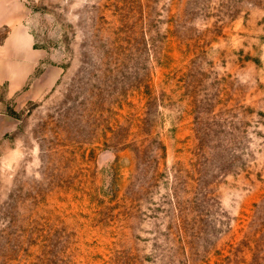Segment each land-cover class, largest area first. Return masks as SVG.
Returning a JSON list of instances; mask_svg holds the SVG:
<instances>
[{"label":"rangeland","instance_id":"1","mask_svg":"<svg viewBox=\"0 0 264 264\" xmlns=\"http://www.w3.org/2000/svg\"><path fill=\"white\" fill-rule=\"evenodd\" d=\"M0 264H264V0H0Z\"/></svg>","mask_w":264,"mask_h":264},{"label":"crops","instance_id":"2","mask_svg":"<svg viewBox=\"0 0 264 264\" xmlns=\"http://www.w3.org/2000/svg\"><path fill=\"white\" fill-rule=\"evenodd\" d=\"M26 79H27V77H24V79H23V80H21L20 82H22L23 84H25V82H26Z\"/></svg>","mask_w":264,"mask_h":264}]
</instances>
